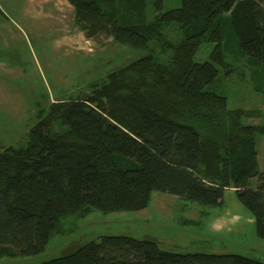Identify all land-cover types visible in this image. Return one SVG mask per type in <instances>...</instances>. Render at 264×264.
Here are the masks:
<instances>
[{"label":"trees","instance_id":"16d2710c","mask_svg":"<svg viewBox=\"0 0 264 264\" xmlns=\"http://www.w3.org/2000/svg\"><path fill=\"white\" fill-rule=\"evenodd\" d=\"M68 2L88 39L104 33L145 50L172 22L182 37L163 44L172 50L165 63L147 54L113 69L39 112L24 147L2 148L0 258L41 253L64 218L142 210L154 191L218 207L233 189L264 240V163L260 169L256 150L264 118L245 124L249 112L231 109L226 97L207 91L232 52L236 63L245 57L260 64L254 91L264 110V0H181L148 23L143 0ZM204 42L213 44L210 60L197 62ZM57 123L63 128L55 130ZM38 264L264 262L236 254H178L151 240L111 235Z\"/></svg>","mask_w":264,"mask_h":264},{"label":"rangeland","instance_id":"374dc122","mask_svg":"<svg viewBox=\"0 0 264 264\" xmlns=\"http://www.w3.org/2000/svg\"><path fill=\"white\" fill-rule=\"evenodd\" d=\"M143 1L142 19L147 23L154 21L159 12L177 8L181 3V0H161L158 11L157 0ZM21 3V0H0V151L9 146L24 147L30 128L39 120V112H46L50 103L79 94L90 82L147 54L165 63L172 50L163 44L174 45L182 37L179 25L172 22L161 27L159 35L152 36L147 49H131L104 33L86 38L71 24L67 12L58 16L57 28L68 30L69 37L57 39L72 40V44L65 41L63 45L56 44V34L46 27L52 20L33 17ZM223 29L227 36V28ZM212 49L213 44L204 42L195 61H209ZM233 57L237 55L225 54L227 65L217 66V77L207 91L226 97L231 109L249 112L243 123L260 124L264 110L254 87L261 66L245 57L236 63ZM62 128L60 123L55 126V130ZM256 150L262 169L264 136L257 138ZM231 205L228 197L229 210L154 191L144 210L113 213L92 210L82 218H64L60 232L52 235L41 253L0 258V264H38L69 255L91 241L111 235L151 240L161 250L178 254H236L264 262V240L256 237L254 225L248 224L240 232L212 229L217 217L236 211Z\"/></svg>","mask_w":264,"mask_h":264},{"label":"crops","instance_id":"0c3cea01","mask_svg":"<svg viewBox=\"0 0 264 264\" xmlns=\"http://www.w3.org/2000/svg\"><path fill=\"white\" fill-rule=\"evenodd\" d=\"M23 6L26 8L25 10L28 13H32L33 17L39 18L43 17L52 22H49L50 25L46 26L56 34V44H72V40H61L58 41L57 38H67L69 35L67 34L68 30L64 32V30L58 29V16H62L64 13L69 12L71 24H74V13L73 8L68 2V0H21ZM45 15V16H44ZM53 17V18H52ZM66 17V16H65ZM71 37V36H70ZM65 41V43H64ZM71 47V46H70ZM258 166L259 160L257 157ZM229 198L231 206H233L236 211H227L223 216H219L216 218L215 222L213 223V230L215 231H227V232H240L243 227L248 224L254 225V218L253 216L237 201L233 189H227L224 193V199L221 206L218 208H227L226 207V198ZM145 209V208H144ZM142 209V210H144Z\"/></svg>","mask_w":264,"mask_h":264}]
</instances>
